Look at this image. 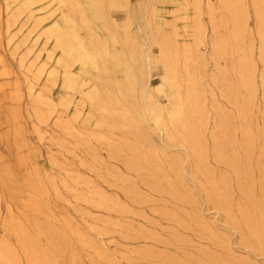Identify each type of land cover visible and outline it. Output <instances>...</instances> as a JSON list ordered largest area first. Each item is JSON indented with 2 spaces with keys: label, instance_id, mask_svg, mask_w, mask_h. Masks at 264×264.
Returning <instances> with one entry per match:
<instances>
[{
  "label": "rangeland",
  "instance_id": "1",
  "mask_svg": "<svg viewBox=\"0 0 264 264\" xmlns=\"http://www.w3.org/2000/svg\"><path fill=\"white\" fill-rule=\"evenodd\" d=\"M243 2L248 30L237 38L235 8L218 9L224 54L215 60L208 43L200 47L207 111H189L196 139L188 153L178 138L144 141L121 122L99 128L93 118L84 126V116L71 118L74 106L59 107L63 122L58 123L46 105L35 104L26 93L17 98L11 75L0 68V247L8 248L1 264H264V241L258 238L264 234V64L259 58L264 0L259 1L262 23L254 0ZM166 7V18L183 33L179 5ZM204 21L210 25L207 13ZM208 32L210 41L209 26ZM6 41L0 35L4 63L17 71L9 51L15 44ZM153 49L157 58L158 46ZM250 49L254 92L242 77ZM156 64L155 84L163 72V64ZM46 80L44 74L40 83L58 96L59 81L53 86ZM157 98L169 102L166 93ZM39 110L46 119L38 118ZM246 139L253 143L249 153ZM170 182L182 186L172 192ZM211 186L218 199H229L236 226L211 201ZM14 224L35 241L39 260L27 258Z\"/></svg>",
  "mask_w": 264,
  "mask_h": 264
},
{
  "label": "bare ground",
  "instance_id": "2",
  "mask_svg": "<svg viewBox=\"0 0 264 264\" xmlns=\"http://www.w3.org/2000/svg\"><path fill=\"white\" fill-rule=\"evenodd\" d=\"M259 1L254 0V6L262 23ZM168 3L179 5L183 33L174 21L166 18ZM231 6L235 8L238 38L249 26L243 0H0V18L3 17L0 35L5 36L7 45L15 44L9 51L17 60L18 69L4 63L6 46L0 49V68L4 75H11V89L17 98L26 93L35 104L46 105L58 123L63 122L59 107L68 110L74 106L71 118L78 120L84 116V126H90L93 118L99 128L113 129L121 122L139 133L144 141H154L155 136L164 143L178 138L187 152L196 139L195 132L189 130V111L206 110L205 86L198 69L202 58L200 47H207L208 43L215 60L224 54L225 42L216 12ZM120 11H124L123 16ZM205 13L210 16V25L204 21ZM167 26L172 29L169 31ZM208 26L212 29L210 41ZM259 33V58L264 64V29L260 27ZM155 45L159 49L157 58ZM157 61L163 64V72L160 82L155 84ZM255 69L250 49L242 62V77L252 92L256 90ZM44 74L46 82L53 86L59 81L58 96L47 84L40 83ZM211 80L217 81L214 72ZM160 93L167 94V104L157 98ZM38 118L46 116L39 110ZM252 145L250 139L245 140L248 153ZM229 161L233 163L234 159ZM174 170L179 178L183 177L175 165ZM168 186L176 192L182 184L170 182ZM209 189L211 201L219 210L226 211L236 226L229 199H218L215 186ZM14 227L27 258L39 260L35 241L23 226L14 224ZM258 238L263 244L264 234ZM7 255V246H1L0 264Z\"/></svg>",
  "mask_w": 264,
  "mask_h": 264
}]
</instances>
